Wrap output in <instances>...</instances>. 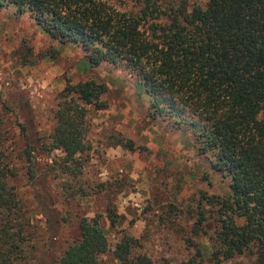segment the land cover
Masks as SVG:
<instances>
[{"label": "trees", "instance_id": "trees-1", "mask_svg": "<svg viewBox=\"0 0 264 264\" xmlns=\"http://www.w3.org/2000/svg\"><path fill=\"white\" fill-rule=\"evenodd\" d=\"M133 1L127 9L112 0H0V8L27 13L57 44L80 47L85 69L107 63L135 77L149 116L189 130L196 150L230 179L224 197L199 193L197 208H209L216 230L203 253L193 239L184 240L194 254L183 264H219L243 254L249 264H264V0ZM106 89L89 79L59 92L41 146L59 151L61 173H81L87 114L105 108ZM117 145L132 149L129 141ZM23 156L32 177L28 146ZM13 175L0 139V264H41L31 242L35 225L8 182ZM202 221L198 212L192 237ZM76 232L47 264H99L108 244L97 215L79 218ZM136 247L137 239L123 235L111 255L117 264H152L133 254Z\"/></svg>", "mask_w": 264, "mask_h": 264}, {"label": "rangeland", "instance_id": "rangeland-1", "mask_svg": "<svg viewBox=\"0 0 264 264\" xmlns=\"http://www.w3.org/2000/svg\"><path fill=\"white\" fill-rule=\"evenodd\" d=\"M112 1L134 6L133 0ZM89 79L106 85L105 108L87 114L88 151L80 157L81 173L70 176L57 166L59 151L46 152L41 143L53 127L59 92ZM148 107L142 87L128 72L107 63L85 69L80 47L57 44L27 13L0 8V139L14 173L8 182L35 225L31 242L41 264L60 256L77 235L79 218L95 215L108 244L99 264H117L111 251L123 235L137 239L133 254L152 264H183L194 254L184 244L188 237L201 253L210 248L216 222L208 207L197 208L199 193L224 197L230 179L214 170L209 154L196 150L189 130L166 117L152 119ZM118 141L131 142L132 149ZM26 146L32 177L23 156ZM198 212L203 221L192 237ZM251 259L243 254L219 264Z\"/></svg>", "mask_w": 264, "mask_h": 264}]
</instances>
